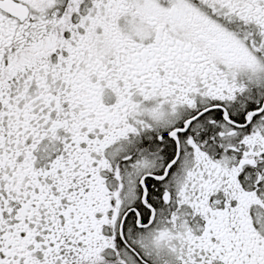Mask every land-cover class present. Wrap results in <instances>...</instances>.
<instances>
[{
	"label": "snow or ice",
	"instance_id": "obj_1",
	"mask_svg": "<svg viewBox=\"0 0 264 264\" xmlns=\"http://www.w3.org/2000/svg\"><path fill=\"white\" fill-rule=\"evenodd\" d=\"M0 264H264V0H0Z\"/></svg>",
	"mask_w": 264,
	"mask_h": 264
}]
</instances>
